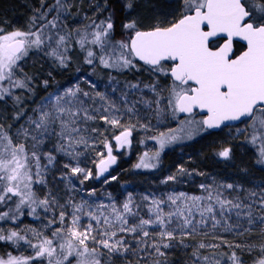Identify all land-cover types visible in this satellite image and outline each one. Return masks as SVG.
<instances>
[{
	"label": "snow or ice",
	"instance_id": "1",
	"mask_svg": "<svg viewBox=\"0 0 264 264\" xmlns=\"http://www.w3.org/2000/svg\"><path fill=\"white\" fill-rule=\"evenodd\" d=\"M41 7H44L43 0ZM127 7L131 8L132 4L129 3ZM36 11L40 21H45L49 13L54 12L55 15L39 25L38 18L34 15L28 31L4 33L0 28V82L9 81L11 86L9 88L0 84V99L10 94L11 88L27 87L25 80H14L13 76L14 70L19 66L18 62L31 49H41L47 42L50 48L47 54L55 57L61 66H66V44L71 32L67 35L57 33L55 40L49 33L50 29L57 28V21L68 11L66 5L63 0H54L45 11ZM90 27L93 28L91 32L75 30L79 34L77 43L82 49L87 45L99 46L107 56L99 57V62L104 67L118 70L134 67V59L138 58L154 72L171 76L172 84L166 99L173 117L178 113L195 115L197 109L206 110L207 115L202 120L181 121V125H188L187 128L179 130L185 134L184 138L190 139L200 131L218 128L225 121L246 118L249 123L244 129L237 131L247 133L250 128L251 135L246 136V139L253 144L261 141L257 163L264 165V0H253L252 3L249 0H182L179 17L167 26L157 24L150 30L141 31L137 29L136 22L131 21L123 27L133 34L127 40L121 41L110 39L114 28L111 17L99 24L93 22ZM237 38L246 42V49L238 55L234 51V41ZM94 55V51H87V64L93 63ZM166 61L172 62L168 69L162 67ZM27 79L30 80L31 77ZM90 86L97 88L95 83L90 82ZM128 87L135 90L139 85L129 84ZM145 87L156 91V85ZM122 96L126 98L127 93H122ZM81 97L93 99L89 92L83 91L78 85L69 87L62 93H50L45 105L34 110L37 114L35 118H28L29 128L22 129L25 140L30 138L34 142L33 149L42 145L46 136L56 135L59 141L55 150L77 160L81 153L76 148L81 145L88 146V139L82 135L86 129L81 125L94 120L96 117L92 113L100 111H90ZM95 97L108 103V107L103 109L108 114L100 115L99 119L112 127L123 128L119 135L114 136L117 146L123 147L130 143L129 137L134 126L121 125L120 119L112 114L118 111L115 103L107 101L104 93L95 91ZM15 99L19 101V97ZM163 99L165 98L158 96L155 101L158 118L164 112L159 107ZM125 104L127 106L126 99ZM134 104L135 102L132 107H127L128 112L135 111ZM21 115L22 112L17 113L16 118L19 119ZM55 126L59 127V132H55ZM141 127L146 128L147 125ZM92 131L96 132L97 129ZM176 131L169 130L168 133L162 132L158 137H153L158 141L161 151L167 144L181 138L175 134ZM103 143L107 149V158L101 159L97 165V176L102 175L116 162L111 143L106 140ZM230 152V148H224L218 154L228 158ZM44 156L49 165L55 160L51 152ZM147 156L145 153V157ZM159 156L160 151H157L153 159H158ZM40 159L37 151L29 152L26 143H14L9 132L0 125V203L12 201L13 197L18 198L14 209L0 212V220L17 219V214L23 215L25 206L29 210L28 215H36L38 209L45 214L52 213V218L45 224V228L51 230V237L30 229L39 237L35 244L18 231L10 230L7 235L0 234V241L18 243L23 240L34 250V256L9 254L7 259L0 257V264H45V261L46 264H73V260L75 264H102V250H107L109 254L137 251L125 239L126 234L132 235L137 247L144 245L141 250L151 248L156 255L162 257L165 255L162 249L172 247L173 240L180 239L183 243L185 237H191L193 233L207 227L209 222L213 229L223 224L228 232L239 228L241 219L246 220L249 226L257 223L264 225V189L259 193L247 190L246 198L249 202L245 203L240 196L230 199L220 191L213 193L210 185L201 184L200 188L208 192L206 197L179 193L168 195L167 201L151 199L148 218L140 217L137 210L139 206L134 204L131 193L119 208L114 202L111 205L93 206L87 200L76 203L71 198L60 205L50 193L40 199L33 190L34 184L45 183L44 170L47 165L42 168ZM155 166V163L146 162L144 157L136 165L137 168ZM64 167L70 170L69 182L71 176L83 175V180L80 181L83 184L93 175L90 170L80 167L78 162L76 166L66 164ZM178 171L180 174L185 173L183 168ZM176 178V175L168 176L164 183ZM112 179L115 180L116 177L113 176ZM104 182L107 183V179ZM222 187L237 189L241 186L226 184ZM88 195H95V190ZM143 199L148 200L149 197L145 196ZM165 203L171 210L165 212ZM54 206L61 209L58 214ZM68 208L71 211H67ZM105 208L111 209L107 215L102 211ZM254 212L258 215H254ZM233 214L235 224L230 222ZM84 216L89 218L86 225L82 223ZM130 218L133 223H129ZM246 231H250V228ZM90 244L93 246L90 247ZM219 246L200 243L193 255L197 256L200 248ZM229 247L239 248L240 245ZM260 250L262 255L254 264H264V245H261ZM209 259L208 256L203 257L205 262ZM228 260L231 264H241L235 251L228 256ZM211 264H221V261L216 259Z\"/></svg>",
	"mask_w": 264,
	"mask_h": 264
},
{
	"label": "rangeland",
	"instance_id": "2",
	"mask_svg": "<svg viewBox=\"0 0 264 264\" xmlns=\"http://www.w3.org/2000/svg\"><path fill=\"white\" fill-rule=\"evenodd\" d=\"M0 2L5 6L0 9V28L4 30V33H8L15 30L28 31L31 17L36 15L38 18L39 16L36 10L45 11L48 5L54 3V0H43L44 7H41V0H0ZM63 2L68 11L61 15L59 19L61 24L57 22V28L50 29L49 33L55 40L57 33L67 35L71 32L66 44L65 55L68 57L66 66H61L55 57L47 54L50 48L46 45L41 49H31L28 55L18 62L19 66L14 70L13 76L14 80H25L27 87L11 88L10 94H6L0 99V125L9 132L14 143L24 142L29 152L33 150L38 152L42 168L47 165L44 170L45 183L33 185V190L38 198L42 199L50 193L60 205L65 204L71 198L76 203L87 200L93 206L97 204L111 205L114 202L119 208L131 193L134 204L139 206L137 210L140 217L148 218V205L151 199L167 201L168 195H178L179 193L206 197L208 192L200 188L201 184L210 185L213 193L220 191L230 199L240 196L245 203L249 202L246 198L247 190L259 193L261 189H264V165L257 163L261 141L258 140L253 144L249 139H246V136L251 135L250 128L247 133L237 131V129H244L249 121L245 119L235 126L225 127L217 132L200 131L192 135L190 139L184 138L185 134L179 130L187 128L188 125H181V121L189 119L198 121L202 120V116L195 113V115L182 117L178 113L173 117L166 99L172 84L169 75L156 73L150 67L135 60L134 67L122 70L106 68L99 62L101 56L99 46L87 45L82 49L77 43L79 34L75 31L76 29L81 32L84 30L93 31V28L90 29L89 26L93 22L99 24L101 21H107L111 13L116 16L117 7L125 10L124 20L117 27L121 37L133 34L123 27L124 24L131 21L136 22L138 30H148L157 24L167 26L179 17L182 0H63ZM249 2L252 3L253 0H249ZM14 3L22 6V9L19 8L17 13H15L14 7H8ZM129 3L132 4L131 8L127 7ZM54 15V12L49 13L45 21H40L38 18L37 25L46 23ZM53 46H55L54 43ZM88 50L95 53L91 65L87 64L85 59ZM170 66L169 61L162 65L165 69ZM28 77L31 79L28 80ZM45 81H47V85H45ZM90 82L95 83L97 88L93 89ZM0 84L4 87H11L9 81H3ZM129 84H137L139 88L130 89ZM77 85L93 97V99L81 97L85 100V105L89 107L90 111L92 109L100 110L92 113L96 117L94 120L81 125L83 129H86L82 135L88 139V146L81 145L76 148V151L81 153L77 160L55 150L59 141V137L56 135L46 136L44 143L33 149L34 142L30 138L25 140L22 134L23 128H29L28 118H35L37 113L34 110L45 105L46 98L50 93H62L64 89ZM146 85H156V91L153 92L150 87H145ZM95 91L104 93L107 101L115 103L118 111H114L112 114L120 119L121 125L124 127L134 126L129 137L130 143L123 147L117 146L114 136L119 135L123 128L112 127L99 119L100 115L108 114L103 111L108 107V103L95 97ZM125 92L127 93L126 98L122 96V93ZM158 96L165 98L159 105L161 109H164L159 118L156 114L157 105L155 104ZM15 97H19V101ZM133 102H135V111L130 113L127 111V107H132ZM21 112L23 115L17 119V113ZM141 125H147V127L144 128ZM92 129H97V131L93 132ZM169 130H177L175 134L181 138L167 144L161 151L158 141L153 137H158L162 132L168 133ZM59 131V127L55 126V132ZM105 140L111 143L112 155L116 157V162L110 165L102 175L97 176V165L101 159L107 158V149L103 143ZM224 148L231 149L228 158L218 154ZM157 151H160V156L158 159H153ZM49 152L55 156L51 165L48 164L44 156ZM205 152L209 154H204ZM145 153L148 154L147 157H145ZM142 157L146 162L155 163L156 166L137 168L136 165L141 163ZM77 162L80 167L90 170L93 174L83 184L80 183L83 180V175L71 176L69 182L70 170L64 167L66 164L76 166ZM118 166H123L124 169H119ZM180 168L185 169L184 174L179 173ZM33 171H35L34 166ZM171 175H176V180L164 183L166 178ZM113 176L116 177L115 180L112 179ZM105 179H107V183L104 182ZM226 184L240 185L241 187L237 189L223 188L222 186ZM93 189L95 195H88ZM145 196L149 199L144 200ZM17 200V197H13L12 201L0 203V212L8 211L9 208L14 209ZM163 207L165 212L171 210L167 203ZM60 210L59 207H55L57 214ZM28 211L25 206L23 215L17 214V219L0 220V230H3L0 234L7 235L10 230L18 231L33 244L38 242L39 237L34 235L30 229H35L36 232H42L45 236L51 237V230L46 229L45 224L48 219L52 218V213L45 214L38 209L36 215H28ZM67 211H71V209L68 208ZM102 211L107 215L111 209L105 208ZM254 215H258V213L254 212ZM88 219L86 216L82 217V223L86 225ZM133 222L130 218L129 223ZM230 222L236 223L234 214ZM239 224V228L228 232L225 231L223 224L213 229L209 222L207 227L201 228L191 237H185L183 243L180 242V239L173 240L172 247L162 249L165 252L162 257L156 255L151 248L146 251L141 250L144 245L137 247L132 235L126 234L125 239L133 248H137V251L109 254L107 250H102L104 254L101 261L102 264H156L157 261L159 264H188L192 259L203 260L204 256H208L210 264L216 259H219L221 264H231L228 256L235 251L241 264H254L262 255L260 249L261 245H264V225L257 223L254 226H249L244 219H241ZM249 228L250 231H246ZM149 230L153 231V229ZM149 243H151V238H149ZM200 243L220 246L218 248H200L199 254L194 256L193 252ZM229 245H240V247L230 248ZM249 246H251V250H249ZM9 254L34 256V250L23 240L18 243L7 240L0 241V257L7 259ZM73 264H75L74 260Z\"/></svg>",
	"mask_w": 264,
	"mask_h": 264
},
{
	"label": "trees",
	"instance_id": "3",
	"mask_svg": "<svg viewBox=\"0 0 264 264\" xmlns=\"http://www.w3.org/2000/svg\"><path fill=\"white\" fill-rule=\"evenodd\" d=\"M3 7H5L4 6V4H1V2H0V9H2ZM8 7H14L15 8V13H17L18 12V9L19 8H21L22 9V6H20L18 3H14V5H10V6H8ZM116 10H117V12H116V16H115V14H113L112 15V13L110 14V17H111V20H112V22H113V25H114V28H113V30H112V32H111V37H110V39L111 40H113V41H121V40H124L125 38H126V40H127V38L129 37V35H123V37H121L118 33H119V31L117 30V27L119 26V24L121 25L122 24V22H123V20H124V14H125V10L124 9H122V8H120V7H117L116 8ZM119 10V11H118ZM97 20V19H96ZM58 22V24H61V22L58 20L57 21ZM96 23V22H95ZM91 26V25H90ZM89 26V28L91 29V27ZM131 35V34H130ZM47 47H48V44H47V42H46V44H45ZM94 46V45H93ZM238 45H236V48L235 49H237L238 50ZM101 51V50H100ZM100 53V55H105V58H107V56H106V54H105V52H99ZM204 154H209V153H207V152H205ZM118 168L120 169H124L123 168V166H118ZM1 205V204H0ZM1 211V210H0ZM202 262H203V264L205 263L203 260H201V259H192L191 261H189L188 262V264H202ZM206 264H210V262H207Z\"/></svg>",
	"mask_w": 264,
	"mask_h": 264
},
{
	"label": "water",
	"instance_id": "4",
	"mask_svg": "<svg viewBox=\"0 0 264 264\" xmlns=\"http://www.w3.org/2000/svg\"><path fill=\"white\" fill-rule=\"evenodd\" d=\"M148 30H150V29H148ZM141 31H147V30H141ZM234 42H237V43H239V44L245 46V49H246V42L239 40V38H237ZM134 60H135L136 62L140 63V64L145 65L144 62H143V61H140L138 58H135ZM171 63H172V62H171ZM145 66H148V65H145ZM148 67H150V66H148ZM150 68H151V67H150ZM169 77H170V79L172 80V78H171L170 75H169ZM195 113L198 114L199 116H202V119L207 115L206 110H200V109H197ZM179 114H180V116H182V117L189 116V114H186V113H179ZM245 119H246V118H242L240 121H225L220 127H218V128L208 129V130H206V131H209V132H217V131H219L221 128L235 126V125L241 123L242 121H244Z\"/></svg>",
	"mask_w": 264,
	"mask_h": 264
},
{
	"label": "flooded vegetation",
	"instance_id": "5",
	"mask_svg": "<svg viewBox=\"0 0 264 264\" xmlns=\"http://www.w3.org/2000/svg\"><path fill=\"white\" fill-rule=\"evenodd\" d=\"M222 42V41H221ZM236 45H238V50L235 49L236 48ZM245 50V46L237 43V42H234V51L236 52V54L238 55L240 52L244 51Z\"/></svg>",
	"mask_w": 264,
	"mask_h": 264
}]
</instances>
